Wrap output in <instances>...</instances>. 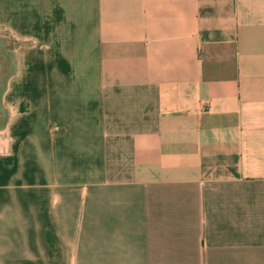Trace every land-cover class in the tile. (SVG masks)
<instances>
[{
    "label": "crops",
    "instance_id": "0c3cea01",
    "mask_svg": "<svg viewBox=\"0 0 264 264\" xmlns=\"http://www.w3.org/2000/svg\"><path fill=\"white\" fill-rule=\"evenodd\" d=\"M1 81L0 264H264V0H0Z\"/></svg>",
    "mask_w": 264,
    "mask_h": 264
},
{
    "label": "rangeland",
    "instance_id": "374dc122",
    "mask_svg": "<svg viewBox=\"0 0 264 264\" xmlns=\"http://www.w3.org/2000/svg\"><path fill=\"white\" fill-rule=\"evenodd\" d=\"M2 54H3V52H1ZM3 63V62H2ZM5 73V75H7L6 73H7V68H5V67H2L1 68V74H2V80H4L5 79V75H3ZM5 86H6V84L4 83V82H0V101H1V95H2V93H3V91H4V89H5ZM1 107V106H0ZM6 117H7V113L6 112H3L2 111V108H0V123H2V122H4L5 120H6Z\"/></svg>",
    "mask_w": 264,
    "mask_h": 264
}]
</instances>
